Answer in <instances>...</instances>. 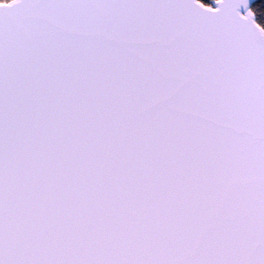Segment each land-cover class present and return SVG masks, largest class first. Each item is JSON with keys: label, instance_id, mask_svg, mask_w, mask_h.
I'll return each instance as SVG.
<instances>
[{"label": "snow or ice", "instance_id": "6c2138e0", "mask_svg": "<svg viewBox=\"0 0 264 264\" xmlns=\"http://www.w3.org/2000/svg\"><path fill=\"white\" fill-rule=\"evenodd\" d=\"M0 264H264V0H0Z\"/></svg>", "mask_w": 264, "mask_h": 264}]
</instances>
